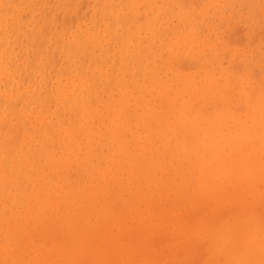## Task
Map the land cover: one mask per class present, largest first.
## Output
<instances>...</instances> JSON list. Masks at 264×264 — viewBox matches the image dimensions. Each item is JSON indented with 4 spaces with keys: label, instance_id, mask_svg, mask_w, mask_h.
I'll return each instance as SVG.
<instances>
[{
    "label": "bare ground",
    "instance_id": "bare-ground-1",
    "mask_svg": "<svg viewBox=\"0 0 264 264\" xmlns=\"http://www.w3.org/2000/svg\"><path fill=\"white\" fill-rule=\"evenodd\" d=\"M50 2L0 0V264H84L87 250L88 264H151L156 238L121 210L151 193L160 214L172 215L174 196L176 210L198 211L173 216L229 257L199 264H264V104L252 107L261 86L255 99L228 74L237 67L207 55L205 12L194 17L187 0H97L83 27ZM235 86L256 110L244 118ZM178 235L173 256L184 255L172 264H195Z\"/></svg>",
    "mask_w": 264,
    "mask_h": 264
},
{
    "label": "rangeland",
    "instance_id": "rangeland-1",
    "mask_svg": "<svg viewBox=\"0 0 264 264\" xmlns=\"http://www.w3.org/2000/svg\"><path fill=\"white\" fill-rule=\"evenodd\" d=\"M55 1H58L57 3H53V2H55ZM84 0H51V2L49 3V6L50 7H52L53 9H57L60 13L62 12V14H64V15H69V17H71V15H72V18H74V20L75 21H78L81 25H83V27H87V26H91V25H93V23H94V19H95V16H96V14H97V0H85V2L82 4V2H83ZM91 3H90V2ZM193 1V2H192ZM197 1L199 2V0H190L189 2L191 3V6H189L190 5V3L188 2V0H187V2H186V0H185V2H186V4L190 7V9H191V11L193 12V15H194V17L197 15H199L200 16V12H205V14L202 16V18L204 19V29H203V33H204V38L207 40V43H208V46L206 47L207 49V55L208 56H210V54L212 55V56H215V57H219V58H215L216 59V61L218 62V64L220 63L222 66H224L226 69H232V68H228L229 66H231L232 65V67L234 68H240V63L242 62L243 64H242V66L243 67H245V65H247L245 68L246 69H244V70H242L243 69V67L241 66V71L239 72L238 70H237V68L235 69V71H233L234 69H232V72H230L229 71V75L231 74V75H234V76H236L237 78H242L243 77V79H241L242 80V82L246 85V86H248V88L250 87V89H251V91H250V93L251 92H253L252 94L255 96H253L252 94V96L256 99V97H258L257 95H258V92L257 91H259V89L257 90V88H260L259 87V85L261 86V88H264V80H263V82L262 83H260L261 81H262V79H263V77H264V0H203L202 2H201V0H200V4L198 5V3H197ZM209 1H210V3H209ZM242 1V2H241ZM68 2H70V3H68ZM96 2V3H95ZM66 4V5H65ZM85 4V5H84ZM196 4V5H195ZM211 6H210V5ZM233 4V5H232ZM236 4V5H235ZM56 5H57V8H55L56 7ZM60 5H61V7H60ZM192 5H194V6H192ZM209 5V6H208ZM231 5H232V7H231ZM242 5V6H241ZM246 5V6H245ZM62 6L64 7V8H62ZM66 6V7H65ZM243 6H245V8L243 9ZM256 6V7H255ZM192 7L193 8H195V9H192ZM197 7V8H196ZM228 8V9H227ZM235 8V9H234ZM242 8V9H241ZM252 8V9H251ZM259 9V10H258ZM199 10V11H198ZM202 10H205V11H202ZM210 10V11H209ZM219 13H218V12ZM222 11V12H221ZM237 13H236V12ZM254 11V12H253ZM86 12H88V15L86 14ZM69 13V14H68ZM207 13L209 14V15H207ZM222 13H223V15H222ZM218 14H219V16H218ZM227 14V15H226ZM237 14V15H236ZM241 15L243 16V18L241 17ZM245 15H246V18H245ZM228 16V17H227ZM68 17V16H67ZM208 17V18H207ZM210 18V19H209ZM213 18V19H212ZM245 18V19H244ZM226 19V20H225ZM244 19V20H243ZM73 20V21H74ZM210 21V22H209ZM176 22V21H175ZM224 22V23H223ZM76 23V22H75ZM221 24V25H220ZM188 25V24H187ZM253 25V26H252ZM220 28H218V27ZM218 28V29H217ZM233 29V30H232ZM213 33V34H212ZM228 33V34H227ZM244 33V34H243ZM212 34V35H211ZM255 34V35H254ZM256 34H257V36L258 37H256ZM230 35V36H229ZM212 36H213V38H212ZM231 36H233V37H231ZM245 38H244V37ZM231 37V38H230ZM261 37V38H260ZM254 39V42L252 41ZM256 39V40H255ZM210 40V41H209ZM230 40V41H229ZM252 42V43H251ZM219 45H218V44ZM213 44V45H212ZM236 44V45H235ZM239 46H238V45ZM212 49V50H210V49ZM238 48V49H237ZM240 49V50H239ZM244 50V51H243ZM212 51V52H211ZM221 52V53H220ZM233 52V53H232ZM235 52V53H234ZM218 54V55H217ZM231 56H230V55ZM239 54H240V56H239ZM226 58H225V57ZM232 56H233V58H232ZM236 56H238V57H236ZM249 56V57H248ZM236 58V60H234ZM240 58V59H239ZM225 59H227L228 61H226ZM239 59V60H238ZM225 60V61H224ZM224 61V62H223ZM226 62V63H225ZM236 62H238L239 64H235ZM224 63V64H223ZM234 64L236 65V66H234ZM216 65H217V63H216ZM237 65H239V67L237 66ZM260 66V67H259ZM255 67L257 68L256 70H255ZM262 67V68H261ZM239 69V70H240ZM194 70V69H193ZM253 70L255 71V72H253ZM247 71V72H246ZM256 71L258 72L259 71V74L260 73H262L263 74V77H262V75H261V78H260V80H258L259 79V77H258V79H257V76L259 75H256L255 73H256ZM263 71V72H262ZM234 72L236 73V72H239V73H236V74H238V75H236V74H234ZM51 73H53V71H51ZM193 73H194V71H193ZM252 73H254V75H256V78H254V77H252ZM218 74H220V73H217V75ZM239 74L241 75L240 77H238L239 76ZM249 74V75H248ZM254 81V82H253ZM251 82V83H250ZM255 82H257V83H255ZM255 84V85H254ZM257 84V85H256ZM237 88H238V86H237ZM236 88V86L234 87V89H235V91H236V97H235V99L236 100H234V104H235V106H234V110H237V109H241V107H243V105L245 104L244 102H245V100H246V98L245 97H243V98H240V97H242L239 93H237L238 92V90H236L237 89ZM255 88H256V90H255ZM260 88V91H259V95H262L261 97L262 98H264V95L263 94H261V91H263V93H264V89H261ZM253 89V90H252ZM256 93V94H255ZM259 98V99H261V101L258 103V104H255V106H252V107H254V109H261V110H263L262 108H264V105H262V104H264L263 103V101H262V98ZM239 99V100H238ZM243 99V100H242ZM258 99V100H259ZM262 103V104H261ZM237 104V105H236ZM241 107H240V106ZM261 105L263 106L262 108H261ZM258 106V107H257ZM245 107V108H244ZM244 107H243V109H242V112H241V115H242V118H244L245 116H246V114L247 113H252V112H255L256 110H254L253 108H250L249 107V109L247 110V108H246V105H244ZM260 107V108H259ZM253 109V111L251 112V110ZM238 111V110H237ZM244 111H246V112H244ZM247 111H249V112H247ZM240 112V111H239ZM113 183V182H112ZM113 185L115 186L113 189H118L119 187L116 185V184H114L113 183ZM132 185V184H131ZM260 186H262V183H260ZM117 187V188H116ZM146 187L144 188V186H143V188H141V192H147L148 190L146 189ZM145 190V191H144ZM128 194V193H127ZM150 194V193H149ZM149 194L147 195V196H149ZM155 194H156V192H155ZM176 195V194H175ZM127 196V197H126ZM173 196L174 195H172V198H173ZM123 197H125L124 199H123V201L124 200H126L127 198V202H129L128 200H131V197L129 196V194L128 195H126V192H125V196H123ZM130 197V198H129ZM148 198H150L151 200L153 199H155L156 198V200H152V206H151V202H149V201H151L150 199H146V201L144 202V200L145 199H143V200H141V201H139V204H137V210L135 209V210H133V211H131L130 213H128L127 211H126V213H128V214H125V209L124 208H122L121 210H123V215H122V220L123 221H125V223H129L128 225H131V226H136L137 225V223H143L144 224V227H149V231H150V233H149V231H148V234L152 237V238H156L155 239V242H157V244H155L156 245V248H154L153 247V249H156L155 251H157V252H159L160 254H158V253H154V252H151L150 251V257H152V258H149V259H153V257H157L158 259H156L155 258V260H152V262H151V264L153 263V261L155 262L156 260H158L157 262H155L156 264H164V262H165V264H172V261H174V260H172L173 259V257H175V256H173V255H176V253H175V249H174V247H176L175 246V244H174V237L176 236V237H178L179 235V233H180V235L183 233V236H184V233H185V235H186V233L188 232V236L186 237V239H188V241H191L194 245H193V248H194V251H193V255L192 256H190V257H192V259H191V261H194L195 262V264L197 263V264H199V263H202L203 261H204V259H207V258H209L211 255H212V253H215L216 255H218L217 257H219V258H217V259H219V260H222V258H224V260H227L226 258H229L228 256H227V254H225L226 252H224L222 249H218L217 247H216V245H214V241H211V239L209 238L208 240H209V244H208V240L207 241H205L204 239H202L203 240V242H202V240L201 241H198V240H200L199 239V234H197L196 232H194V231H197L196 230V228L198 229V230H200V227L198 226V225H195L196 226V228H190V229H193L192 230V232H189V230L190 229H187L186 227L185 228H182V227H180V225L177 223V219H176V217H174L173 215H175L176 216V212H177V210H181L182 209V213H184L185 212V210H191L187 205H184L183 206V202H181L182 203V206L180 207V205H178L179 207L177 208V210H176V205H175V208H174V202L173 201H176V199H175V196H174V198L172 199V205L170 204V202H168V201H164V202H166L165 204L163 203V205L165 206H163L162 208H164L163 210H164V212H167L168 211V209H169V206L171 207V209L169 210L170 212H172V215H169V214H165V213H163V214H160L161 212H159L158 211V208L160 207L158 204V201H157V197H156V195L154 196V193H151L150 194V196L148 197ZM116 201V200H115ZM148 201V202H147ZM155 201L158 203H156L155 204ZM141 202V203H140ZM179 202V201H178ZM116 203H118L117 201H116ZM124 204L126 203V202H123ZM145 203H146V205H145ZM149 203H150V206H149V208H147L148 207V205H149ZM180 203V204H181ZM121 203H119L118 205H120ZM124 204H122L123 206H124ZM141 204V205H140ZM142 204L146 207V209H144V206H142ZM155 204V205H154ZM176 204H178V203H176ZM117 205V208L119 207L120 208V206L122 207V205H120V206H118ZM169 205V206H168ZM139 206V207H138ZM124 207H126V206H124ZM157 207V208H156ZM98 208H100V206L98 205ZM151 208V209H150ZM157 210H156V209ZM186 208V209H185ZM154 209V210H153ZM174 209V210H173ZM183 209H185V210H183ZM121 210H120V212H121ZM145 210V211H144ZM151 211L150 213H148L149 211ZM173 210V211H172ZM179 210V211H180ZM138 211V212H137ZM142 211V213H139V212H141ZM175 211V212H174ZM192 211V210H191ZM263 211V210H262ZM194 212H197L196 214H198V211H194ZM132 213H134L136 216L134 217V214H132ZM145 213H146V215H145ZM182 213H180L181 214V219L183 218L182 216H184L185 217V219L186 218H189V215H192V216H190V218L191 217H194L196 214L195 213H193V211L191 212L192 214H190V213H188L187 215H185V213L184 214H182ZM232 212H228L227 214H228V216L231 214ZM130 214V215H129ZM141 214V215H140ZM149 214V215H148ZM180 214H177L178 215V217H180L179 215ZM194 214V215H193ZM121 215V214H120ZM125 215V216H124ZM133 215V216H132ZM139 215V216H138ZM160 215V216H159ZM128 216V217H127ZM132 216V217H131ZM188 216V217H187ZM197 216V215H196ZM231 216V215H230ZM128 218V219H126V218ZM142 217H143V219H142ZM141 218V219H140ZM158 218V219H157ZM174 218V219H173ZM140 219V220H139ZM176 220V221H175ZM129 221V222H128ZM134 221V222H133ZM152 221V222H151ZM177 223L176 225H175V223ZM134 223V224H133ZM140 224V225H141ZM153 224V225H152ZM162 224V225H161ZM145 225H147V226H145ZM152 225V226H151ZM179 225V226H178ZM139 227V224L135 227V228H138ZM142 227V226H141ZM152 227V228H151ZM157 227V228H156ZM162 227V228H161ZM174 227V228H173ZM180 227V228H179ZM143 228V227H142ZM158 228H160L159 229V231L157 230ZM164 228V230H162ZM179 228V229H178ZM154 229H156L155 230V232H157V233H155V232H153L152 234H151V232H152V230H154ZM166 229H168V230H166ZM171 230V231H170ZM138 232L139 231H141V229L140 230H137ZM161 231V232H160ZM162 231H164V233L162 232ZM167 231V232H166ZM173 231V232H172ZM187 231V232H186ZM191 231V230H190ZM169 232H171V234H169ZM174 232H175V234H174ZM194 232V233H193ZM167 233V234H166ZM192 233V234H191ZM189 234H190V236H189ZM155 235V236H154ZM167 235V236H166ZM175 235V236H174ZM191 235H193V236H191ZM67 236V235H66ZM154 236V237H153ZM201 236V235H200ZM68 237V236H67ZM160 237H161V239H160ZM166 237H167V240H166ZM175 237V238H176ZM181 237H182V235H181ZM192 238V239H190V238ZM193 237H194V239H193ZM69 238V237H68ZM157 238L159 239V241H157ZM170 238L171 239H173L172 241H171V243H170ZM213 238V237H212ZM70 239V238H69ZM122 238H120V240H121ZM123 239H124V241H125V243H128L127 241H128V239H127V237L125 238V237H123ZM122 239V240H123ZM126 239V240H125ZM216 239H218V237L216 238ZM48 240V242H49V244H50V241H49V239H47ZM122 240H121V242H122ZM166 240V241H165ZM196 240V241H195ZM221 240V239H220ZM74 241L75 240H71V243L73 244L74 243ZM168 241H169V243L170 244H168ZM174 241V242H173ZM193 241H195V243L193 242ZM48 242H45V244H42L43 245V247L46 245V243H48ZM199 242L201 243V244H199ZM214 242V243H213ZM68 242H66V244H67ZM123 243V242H122ZM165 243V244H164ZM196 243H198V245L196 244ZM48 244V245H49ZM160 244H162V245H160ZM160 245V246H159ZM173 245H174V247H173ZM196 245V246H195ZM205 245V246H204ZM164 247V248H163ZM205 247V248H204ZM207 247H209V249L207 248ZM161 248V249H160ZM183 248V247H182ZM169 249H171V250H169ZM184 249V248H183ZM183 249H182V251H183ZM206 249H208V250H206ZM175 250V251H174ZM160 251H162V252H160ZM181 251V252H182ZM198 251H200L199 253H198ZM215 251V252H214ZM217 251V252H216ZM165 254H164V253ZM169 252V253H168ZM184 252V251H183ZM89 253H91V256H90V254ZM228 253V252H227ZM152 254V255H151ZM155 254V255H154ZM162 254H164V255H162ZM171 254V255H170ZM225 254V255H224ZM90 257H89V256ZM141 255V254H140ZM163 256V257H161V256ZM168 255V256H167ZM184 254L183 253H181V254H179V256H178V253H177V258L175 257V261H176V259H178V260H180L181 259V257L183 256ZM199 255V256H198ZM204 256H205V258H204ZM207 256V257H206ZM226 256V257H225ZM84 257V258H83ZM85 257H88L87 258V261H86V259H85ZM92 257V251L91 250H87V251H85V252H83L82 253V255H81V257H80V259H81V261H83L84 262V264H88L90 261V259H92L91 258ZM140 257V256H139ZM160 257V258H159ZM197 259H196V258ZM125 258H126V256H125ZM204 258V259H203ZM138 259V257H136V258H132L131 259V261L129 262V264H133L132 263V261H134V264L136 263V264H142V260L140 261V260H137ZM135 260H136V262H135ZM150 260V261H151ZM218 260V261H219ZM223 260V261H224ZM89 261V262H88ZM138 261V262H137ZM193 262V263H194Z\"/></svg>",
    "mask_w": 264,
    "mask_h": 264
}]
</instances>
